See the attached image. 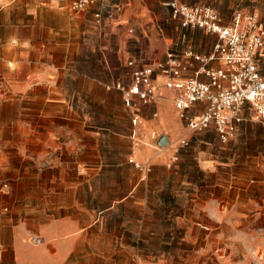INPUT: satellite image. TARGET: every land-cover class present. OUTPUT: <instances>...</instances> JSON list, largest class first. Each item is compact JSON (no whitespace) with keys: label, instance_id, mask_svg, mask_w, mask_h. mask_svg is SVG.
Segmentation results:
<instances>
[{"label":"crops","instance_id":"crops-1","mask_svg":"<svg viewBox=\"0 0 264 264\" xmlns=\"http://www.w3.org/2000/svg\"><path fill=\"white\" fill-rule=\"evenodd\" d=\"M166 1L93 0L82 11L70 12L68 10L69 15L72 13L76 16L82 15L81 18H77L79 20L76 19L77 22H74L75 27H85L88 24L93 27L86 39H84L85 36L75 39L77 45L73 52L75 58L88 54L96 60L99 68L96 71L98 75L96 82L106 90L99 97V101L113 110L115 107L119 108L117 113L110 117L114 121L116 118V129L107 125L104 132H96V136H93L98 140L95 146L106 145L109 150L107 154L114 157V161L100 163L93 167H96L97 172L107 173L125 169L134 172L136 170L133 169H137L139 176L137 179L131 177L126 179L129 189L116 200L110 196V193L114 191L116 185L119 186L120 180L102 179L100 182L103 183L104 188L100 191L95 189L94 180L88 181L90 185L87 184L84 191V181L77 175L75 178L58 180L63 189L58 192L59 203L52 206V209L57 210L56 215H46L43 220L30 219L12 226L8 239L0 237V264H92V258L84 259V251H110L115 250L116 245H120L119 250H125L122 235H116L114 232L115 223H107V220L110 221L117 216L120 207L124 208L126 213L140 215L139 218H146L145 213H149L152 217L154 213H159L161 216L168 214V217L182 219L192 218L200 212L201 217L198 215L194 217L203 218V222H200L204 224L206 230L197 226L196 221H191V225L184 227L182 240L192 244L194 250L221 251L226 246L223 237L228 233L227 220L230 223L234 220L236 224L239 215L245 216V213L238 211L237 203L256 202L251 198L238 200L235 197L232 201L235 203V210L233 207L227 210L224 188L223 195H207L201 200L195 199V206L182 215L164 208V203L169 201L166 193L172 181L163 175L168 173L166 167H169L177 151L174 142L182 133V129H185V124L178 117L172 102L175 90L167 89L164 85V78L155 71L153 74L155 91L160 99L134 110L126 106L120 91L108 88L114 82L127 86L134 69L153 66L156 62L163 60L168 51L180 60L183 66L182 78L197 77L201 81H207L201 73L203 67H222L220 60L201 62L193 56L186 55L188 51L201 57L211 54L217 37L202 29L181 27L178 20L170 17V10L165 5ZM178 1L188 5L196 4L184 0ZM17 3L28 17L26 21L21 20L15 23V26L27 29L46 27L49 35L50 23L46 21L45 26L44 14L48 16L51 11H55L51 8L50 0H18ZM226 3V7L221 9L223 13H230L233 10L232 16L234 11L240 10L237 8L241 6V0H230ZM212 7L217 11L214 6ZM95 12L100 13L99 22L93 19ZM222 18L224 23H229L223 16ZM94 23L95 26L92 25ZM34 42H36L35 38L23 34H14L0 41V54H14L12 60L16 65L11 68L5 66L17 76L9 82L10 88L16 94H27V97L34 101L42 99L43 105H51L53 101V104L65 106L67 44L63 41L60 45L62 50L59 51V63L54 66L51 65L49 39L42 38L37 48L32 45ZM30 54L31 57L27 58ZM260 55L256 56L258 67L260 66ZM20 56L26 59L22 65L18 61ZM130 60L133 62L131 66L127 65ZM3 61L4 64L10 63L8 58H4ZM57 78L58 88L55 87ZM61 82L62 89L60 88ZM40 93H42L41 97ZM52 93L53 95L57 93L58 98H52ZM205 105V102L196 103L189 111L197 115ZM128 112H130V118L127 116ZM153 113H155L154 118H152ZM135 114L142 119L136 129L140 139L139 143H135L132 137L131 119ZM75 122L81 129V133L82 121L76 120ZM246 123H241L237 127ZM209 129L214 130L210 126L195 132ZM49 137H51L50 133ZM34 139L41 141L38 138ZM63 139H65L64 136ZM162 139H165V143L159 144ZM58 140L57 144L54 141L42 140L43 148L46 149L48 146L53 149L62 146L64 149L69 148V151L75 154L82 151L83 145L76 136L68 143L62 142L60 137ZM135 163L140 166L137 167ZM199 165L204 166L201 163ZM73 167L75 169V165ZM158 184L160 190H158ZM99 193L101 196H98ZM255 212L257 217L264 220V203L259 205V210ZM123 232L121 234H124ZM232 232L235 235L251 233L257 238L247 243L242 242L238 249V257L232 258L231 255L220 257L217 258L215 264H264V226H253L246 233L242 228L238 230L234 227ZM33 237H39L42 241L35 244L30 241ZM257 253L260 257L256 255ZM189 261L193 264L204 263L203 260L198 259Z\"/></svg>","mask_w":264,"mask_h":264},{"label":"rangeland","instance_id":"rangeland-1","mask_svg":"<svg viewBox=\"0 0 264 264\" xmlns=\"http://www.w3.org/2000/svg\"><path fill=\"white\" fill-rule=\"evenodd\" d=\"M17 1L0 0V41L14 34H23L35 38L36 42L32 45L37 48L42 38L49 39L51 65L54 66L59 63V51L62 50L60 45L65 41L68 50L66 100L65 106L53 104V101L51 105H43L42 99L34 101L27 94L13 92L9 82L17 76L5 66L11 68L16 65L12 60L14 54H0V237L3 239H8L11 227L20 222L43 220L46 215H56L57 210L52 209V206L59 203L58 192L63 189L58 180L75 178L77 175L84 181V191L91 180H94L95 189L99 191L104 188L100 182L102 179L120 180L119 186L116 185L110 193L116 200L129 189L126 179H137L139 176L137 169H133L137 172L125 169L107 173L97 172L96 167H93L114 161V157L107 154L109 150L106 145L95 146L98 140L93 136H96V132H104L107 125L116 129L117 120L110 117L119 108L113 110L99 101L106 90L96 82V71L99 69L96 60L88 54L75 58L73 53L77 47L75 39L83 36L86 39L93 30L91 24L75 27L74 22L82 15L67 13L72 0H50L52 10L57 11H51L48 16L44 14L45 26L46 21L50 23L49 35L46 27L42 26L28 29L16 27L15 23L26 21L28 17L19 8ZM184 1L209 3L231 22L233 10L230 13L221 11L230 0ZM237 9L256 14L264 28V0H241V6ZM93 19L96 17L93 16ZM92 25L95 26V23ZM257 54H261L259 68L264 74V48ZM30 57L31 54L27 58ZM4 58H8L10 63L4 64ZM25 60V57L20 56L18 61L22 65ZM55 87H59L58 78ZM53 97L58 98V94L52 93ZM128 114L130 118V112ZM76 120L83 123L81 133ZM63 136L65 139L62 140ZM75 136L83 145L82 151L77 154L62 146L43 148L42 140L57 144L60 137L62 142L68 143ZM174 143L177 146L174 153L176 160L170 161L169 167H166L168 173L163 175L172 181L166 193L169 201L164 203L168 211L182 215L195 206V199L201 200L207 195H223L224 188L227 210L232 207L235 210V203H232L235 197L238 200H256L255 203H237L238 211L245 213V216L239 215L236 224L234 220L232 223L227 220L228 233L223 237L225 249L216 252L194 250L192 244L182 240L184 227L191 225V221H196L197 226L206 230L200 222H203V218L194 217H201L200 212L192 218L182 219L168 217V214L164 217L159 213H154V217L145 213L146 218H139L140 215L126 213L120 207L117 216L107 220V223H115L114 232L122 235L126 249L119 250L120 245H116V249L110 251H84V259L92 258V264H193L189 261L193 259L203 260L204 263L200 264H215L220 257H238L240 244L257 238L251 233L235 235L232 229L242 228L246 233L253 226H264V220L255 215L259 205L264 203V128L257 123L247 122L237 127L225 143L219 140L212 129L189 132L183 128ZM199 163L204 166L201 167ZM33 238L30 241L33 242ZM256 255L260 257L258 253Z\"/></svg>","mask_w":264,"mask_h":264},{"label":"built area","instance_id":"built-area-1","mask_svg":"<svg viewBox=\"0 0 264 264\" xmlns=\"http://www.w3.org/2000/svg\"><path fill=\"white\" fill-rule=\"evenodd\" d=\"M92 2L72 0L68 10L79 12ZM165 5L170 10V17L178 20L181 27L202 29L217 37L211 54L201 57L188 51L186 55L201 62L217 59L222 62V67H203L201 73L207 81L197 77L182 78L180 60L168 51L165 58L153 66L134 69L127 86L114 82L108 88L120 91L126 106L137 110L160 99L153 79L157 71L164 78L165 87L175 90L172 102L187 131L211 126L219 140L225 143L241 123H257L264 128V76L256 60L257 53L264 48V28L257 15L236 10L231 22L226 24L222 16L206 3L188 5L167 0ZM94 16L100 20L99 12ZM132 64L131 60L127 62L129 66ZM200 102H205V107L197 115L190 113L191 106ZM154 117L155 113L152 114ZM141 121L138 114L131 119L135 143L140 142L136 129ZM33 242L40 243L41 239L34 237Z\"/></svg>","mask_w":264,"mask_h":264},{"label":"water","instance_id":"water-1","mask_svg":"<svg viewBox=\"0 0 264 264\" xmlns=\"http://www.w3.org/2000/svg\"><path fill=\"white\" fill-rule=\"evenodd\" d=\"M165 139H162L161 142H159V144H164Z\"/></svg>","mask_w":264,"mask_h":264}]
</instances>
